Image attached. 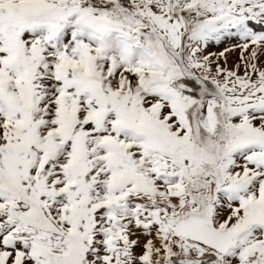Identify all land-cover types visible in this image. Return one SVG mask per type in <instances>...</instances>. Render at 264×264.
I'll return each mask as SVG.
<instances>
[{
  "label": "snow or ice",
  "instance_id": "1",
  "mask_svg": "<svg viewBox=\"0 0 264 264\" xmlns=\"http://www.w3.org/2000/svg\"><path fill=\"white\" fill-rule=\"evenodd\" d=\"M0 264H264V0H0Z\"/></svg>",
  "mask_w": 264,
  "mask_h": 264
}]
</instances>
